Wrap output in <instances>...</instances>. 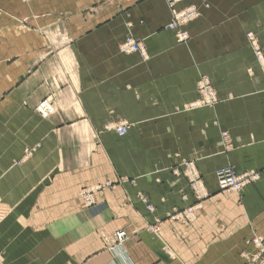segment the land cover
I'll use <instances>...</instances> for the list:
<instances>
[{
  "label": "crops",
  "instance_id": "obj_1",
  "mask_svg": "<svg viewBox=\"0 0 264 264\" xmlns=\"http://www.w3.org/2000/svg\"><path fill=\"white\" fill-rule=\"evenodd\" d=\"M189 3L201 13L179 44L164 0H0L2 264H241L251 232L264 237V70L245 37L264 53V0L178 7ZM128 32L147 60L118 50ZM200 75L219 101L185 108ZM47 96L56 108L44 119L34 107ZM111 122L126 134L104 130ZM182 161L204 199L173 172ZM227 164L259 179L220 191ZM98 184L110 187L85 205L80 190ZM122 228L110 247L103 234Z\"/></svg>",
  "mask_w": 264,
  "mask_h": 264
},
{
  "label": "bare ground",
  "instance_id": "obj_2",
  "mask_svg": "<svg viewBox=\"0 0 264 264\" xmlns=\"http://www.w3.org/2000/svg\"><path fill=\"white\" fill-rule=\"evenodd\" d=\"M168 6V8H170L171 13H172V21L167 25V28H169L170 30H174L176 32H178V27L181 23L186 21L185 16L183 17V15H185V13H180L179 11H177L175 9V4H177L178 2H180L181 0H164ZM189 11V10H188ZM187 11V12H188ZM248 40L251 41V44L253 45L254 50L256 51V55H257V59L260 62H263V56L259 51V48L257 47L253 36L251 35V33H248L247 35ZM181 39V38H180ZM120 50L126 52V53H131V52H139L140 55L144 58H147V53L145 51V49L143 48V46L141 45L140 42H138L132 35H126L124 41L121 43L120 45ZM206 96L205 99L202 102V105H211L212 98L210 96V94H208L207 92H205ZM43 101L46 102L45 104V108H42L40 106V109H38L40 103H42ZM50 104L52 111L48 112L46 115H44L48 109V104ZM34 111L42 118H48L51 114L54 113L55 111V101L51 96H47L43 99H41L37 105L34 107ZM104 130L106 131H114L118 136H124L127 132V125L124 122L121 123H115V124H106L104 125ZM232 170V181H230V183H228L227 181L222 182L220 175H222L225 172H228ZM216 176V183H217V187L218 189L222 190V191H231V192H236L240 194V191L242 190V187L245 184V181L242 177L238 176L235 171L231 168V167H225V168H221L219 170L216 171L215 173ZM240 186L239 188H237L236 186ZM106 186H108L107 184H98V185H94L92 187H85L83 189L80 190L79 194L80 197L83 199L85 205H91L94 203V195L96 194V192L101 191L102 189H104ZM99 190V191H98ZM206 195V193L204 194H194V198L195 199H203V197ZM138 197L140 199V201L146 206L148 211H153L154 208L153 206L147 201L146 197L143 196L141 193L138 194ZM183 200L187 199V196L185 194L182 195ZM194 206V205H192ZM190 206L187 209V213H185L184 210V218L186 220H190L192 213L191 210L193 209V207ZM128 237L127 232L125 229H117L114 230L110 235L108 236H104V240L110 245V247L112 248H116L118 247L119 244L123 243L126 238ZM245 245L247 248H245L242 253H241V257L243 259V263L242 264H264V238L261 237L260 235H257L255 233H252V235H250L249 238H247L245 241ZM257 243V245H256ZM259 258H262V261H259ZM0 264L1 261H0Z\"/></svg>",
  "mask_w": 264,
  "mask_h": 264
},
{
  "label": "rangeland",
  "instance_id": "obj_3",
  "mask_svg": "<svg viewBox=\"0 0 264 264\" xmlns=\"http://www.w3.org/2000/svg\"><path fill=\"white\" fill-rule=\"evenodd\" d=\"M18 1H22V2H28V1H30V0H18ZM184 0H181L180 2H178L177 4H175V9L177 10V11H179L180 13H185V18H186V21L185 22H183V23H181L180 25H179V27H178V32H176V31H174V30H170L169 28H167V25L172 21V18H173V16H172V13H171V10H170V8H168V10H169V12H170V21L167 23V25H165V29L166 30H169V31H172L173 32V35H174V39H175V41L177 42V43H179V44H184V43H187L188 42V40H189V38H190V35H189V32H188V30H187V27L191 24V23H193V22H195L197 19H198V17L200 16V13H201V8H200V6L199 5H196L195 3H189V4H186V5H183L182 7H178V4H180L181 2H183ZM166 3V2H165ZM167 5V4H166ZM208 6H209V4L206 2V1H204V2H202V4H201V7H203V8H208ZM168 7V6H167ZM189 10V11H188ZM188 11V12H187ZM248 33H251V35L253 36V38H254V41H255V43H256V45H257V47L259 48V51H260V53L262 54V56H263V59H264V53H263V51H262V48H261V46L259 45V43H258V41H257V39H256V37H255V35H254V33L252 32V31H247L246 33H245V37H246V40H247V43H248V45H249V47H250V49H251V51H252V53H253V55H254V58H255V60H256V62L258 63V65L264 70V61L263 62H260L258 59H257V55H256V51L254 50V48H253V45L251 44V41L250 40H248V38H247V34ZM126 35H132L138 42H140L141 43V45L143 46V48L145 49V51H146V53H147V58H144V57H142L141 55H140V53L139 52H131V53H137L143 60H147L148 58H149V55H148V51H147V49H146V46L144 45V41L143 40H141V39H138V38H136L132 33H130V32H128V33H126L125 35H124V37H123V39H122V41L119 43V45H118V50L121 52V53H124V54H131V53H126V52H124V51H122V50H120V45H121V43L124 41V39H125V37H126ZM181 38V39H180ZM196 89H197V92H198V98L191 104V105H187V106H185V108L187 107V108H198V107H206V106H212V105H215L216 103H218V101H219V99H218V97H217V94H216V91H215V89H214V86L212 85V83H211V81H210V79L207 77V76H205V75H200L199 76V78H198V80H197V84H196ZM205 92H207L208 94H210V96H211V98H212V103H211V105H208V104H206V105H202V102H203V100L205 99ZM228 98H230V95L229 96H227ZM56 108V107H55ZM115 123H121V122H115ZM115 123H113V122H111V123H106V124H115ZM124 123H126V122H124ZM105 124V125H106ZM126 125L128 126V124L126 123ZM103 129H104V126H103ZM220 136H221V139H222V143H223V145L226 147V149H228L229 148V146H230V140H229V137H228V133L226 132V131H222V132H220ZM225 167H231L234 171H235V173L238 175V176H240V177H242L243 179H244V181H245V184H244V186L242 187V190L240 191V193L242 194V192H243V189H244V187L245 186H247V185H249V184H251V183H253V182H255V181H257L258 179H259V175H260V173H259V171H257V170H254V169H248V170H244V171H238L234 166H232V165H230V164H227V165H225V166H223V167H220V168H218V169H216V171L217 170H219V169H221V168H225ZM216 171H215V173H216ZM173 172L175 173V174H181V175H183L185 178H186V180H187V186H188V189H189V191L191 192V194H192V196H193V198H194V194H197V193H199V194H204V193H206V195L203 197V199L206 197V196H208V192H207V190H206V188H205V186H204V183H203V179H202V176H201V174L199 173V171L197 170V168L195 167V165H193L191 162H184V161H182V162H180V164L179 165H177V168H175V169H173ZM124 180H127V177L126 178H123ZM215 179H216V176H215ZM110 186L108 185V186H106L104 189H106V188H109ZM104 189H102L101 191H103ZM220 190V189H219ZM99 191V190H98ZM220 191H222V190H220ZM223 192H228V193H230L231 191H223ZM234 193H236V192H234ZM138 194H140V193H138ZM239 194V193H238ZM143 196H145V195H143ZM146 197V196H145ZM139 198V197H138ZM146 199H147V197H146ZM140 200V199H139ZM147 201H148V199H147ZM141 202V201H140ZM149 202V201H148ZM142 203V202H141ZM153 206V205H152ZM146 207V206H145ZM154 208V207H153ZM147 209V208H146ZM117 230V229H116ZM252 233H255V234H257V235H260V234H258L257 232H255V231H252L251 232V234L250 235H252ZM111 233H109V234H103V239H104V236H108V235H110ZM261 237H263L262 235H260ZM264 238V237H263ZM105 241V240H104ZM106 242V241H105ZM107 243V242H106ZM245 243V242H244ZM244 250V249H243ZM242 250V251H243ZM242 251L240 252V257H241V253H242ZM242 258V257H241ZM242 263H243V259H242ZM241 263V264H242Z\"/></svg>",
  "mask_w": 264,
  "mask_h": 264
},
{
  "label": "built area",
  "instance_id": "obj_4",
  "mask_svg": "<svg viewBox=\"0 0 264 264\" xmlns=\"http://www.w3.org/2000/svg\"><path fill=\"white\" fill-rule=\"evenodd\" d=\"M186 15H187V14H186ZM186 15H183V17L186 16ZM45 104H46L45 101H43L42 103H40L38 109H40V106H41L42 108H45ZM47 104H48V103H47ZM48 106H49V107H48L47 111L44 112V113H45L44 115H46L48 112H51V111H52V108H51L50 104H48ZM232 173H233V171L230 170V171L225 172V173H223L222 175H220V178H221L222 182H224V181H227L228 183H230V181L233 182L232 179H231V177H232ZM240 186H241V185H240ZM240 186L237 185L236 187L239 188ZM256 245H257V243H256ZM259 261H262V258H259Z\"/></svg>",
  "mask_w": 264,
  "mask_h": 264
}]
</instances>
